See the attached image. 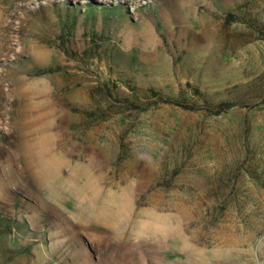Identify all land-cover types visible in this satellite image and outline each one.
<instances>
[{
  "label": "rangeland",
  "instance_id": "1",
  "mask_svg": "<svg viewBox=\"0 0 264 264\" xmlns=\"http://www.w3.org/2000/svg\"><path fill=\"white\" fill-rule=\"evenodd\" d=\"M240 10L264 23V0H0V264H264V39Z\"/></svg>",
  "mask_w": 264,
  "mask_h": 264
},
{
  "label": "trees",
  "instance_id": "2",
  "mask_svg": "<svg viewBox=\"0 0 264 264\" xmlns=\"http://www.w3.org/2000/svg\"><path fill=\"white\" fill-rule=\"evenodd\" d=\"M228 22H241V23H247L251 29L254 30V32L258 33L263 39H264V23L260 22L258 18L252 16L249 13H246L244 11L236 12H230L228 13ZM155 96L158 97L157 102L162 104H170L173 106H177L179 108L187 109V110H207L209 112H212L216 115H219L221 113L226 112L227 110L235 107V106H241V103L239 101L233 102V100H222L218 102L216 105L210 103V101L203 99L204 106L199 107L197 105V102L191 101L188 97L182 96L177 99H173L170 97H164L160 93H157L153 91ZM197 92V91H196ZM199 95V93H196ZM215 110V112H213Z\"/></svg>",
  "mask_w": 264,
  "mask_h": 264
}]
</instances>
